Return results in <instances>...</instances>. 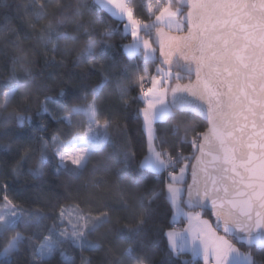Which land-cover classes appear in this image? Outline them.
<instances>
[{
    "label": "snow or ice",
    "instance_id": "obj_1",
    "mask_svg": "<svg viewBox=\"0 0 264 264\" xmlns=\"http://www.w3.org/2000/svg\"><path fill=\"white\" fill-rule=\"evenodd\" d=\"M18 2L31 34L51 41L44 65L60 57L63 66L57 42L70 35L56 30L63 17L42 25L49 0ZM94 3L108 19L95 14L91 32L102 23L105 43L121 38L127 63L109 71L90 42L76 67L97 70L101 80L71 102L52 107L54 96L77 83L72 77L54 87L53 75L43 78L44 90L22 92L32 77L22 81L5 54L0 105L17 102L19 126L34 113L50 114L57 126L37 140L0 139V169L7 166L0 173V264H16L25 250L29 264H51L57 253L62 264H94L101 251L114 264H158V257L159 264H264V0ZM6 19L0 35L15 26ZM108 97L115 106L105 107ZM130 112L143 135L139 155L128 135ZM50 170L63 195L37 189L29 204L9 188L10 179ZM146 175L155 181L151 191ZM161 202L167 216L154 225L155 241L138 239ZM69 249L79 250V260Z\"/></svg>",
    "mask_w": 264,
    "mask_h": 264
},
{
    "label": "trees",
    "instance_id": "obj_2",
    "mask_svg": "<svg viewBox=\"0 0 264 264\" xmlns=\"http://www.w3.org/2000/svg\"><path fill=\"white\" fill-rule=\"evenodd\" d=\"M91 6L94 10V13L99 16V18L107 20L108 16L103 12L101 8L95 5L94 0H91ZM24 14V6L21 5L18 0H12L7 4H3L2 0H0V29L7 27V19L10 18L12 22L15 24L18 33L23 34L25 36L31 35L30 30L28 29L26 23L22 19ZM127 42V41H123ZM121 38L117 37L114 39L112 46L105 47L101 46L97 50V57L104 58L106 60V66L109 71H111L113 66L121 67L122 63H127V61L123 60L122 51H121ZM58 57L57 61L50 62L48 66L44 65V59L41 55L37 61V70L38 72L42 71L44 79H50L53 75L57 77L56 81H49L50 83L56 85L60 84L61 87L64 86L65 82L69 77L77 82L75 85L69 84L65 88V95L54 96L52 107L55 109L56 103L62 102H71L74 98L79 97L84 90L90 89V87L100 82L101 73L95 69H87L83 70L81 68L76 67L74 64L72 57L65 56L64 65L59 64ZM7 61H3V58H0V73L7 69ZM105 107L115 106L116 99L115 97H108L104 101ZM126 119L128 120V135L131 137L134 142L137 154H141L142 146H143V135L140 129L136 126L134 122L133 114L130 112ZM56 121L52 118L50 114H39L34 113L32 121L29 124L24 126H17L14 122L12 126L0 129V139H7L8 137L20 138V139H29V140H37L39 135L45 131L46 128L51 129L56 127ZM170 135V130L168 132ZM109 153L114 151L112 145L108 146ZM4 155L8 156L9 162L12 160V156L8 153H4ZM17 157L19 153L15 154ZM51 160V157H49ZM25 170L27 171V163L25 164ZM7 171V166L5 165L4 169H0V173H4ZM113 171H115L113 167ZM84 175V178H86ZM126 175L130 176V173H126ZM143 174L137 173V176ZM79 182V181H78ZM9 188L13 194L18 197H21L26 200L27 203L32 204L35 203V197L38 195L37 189H42L45 191H53L59 195H63V190L61 187V181L55 175L51 174V170L49 174L43 177H39L33 179L31 176H28L27 179L24 178H15L9 180ZM145 185L148 187V190H153L155 186V181L151 175H146ZM167 205L161 202L157 207L153 214L149 217L147 223L140 233L137 234L138 239H143L148 243H153L156 239V233L154 229V225L156 223L164 222L167 216ZM159 236H163V233L160 232ZM161 247L166 251V247L164 244H161ZM69 253L72 256L77 257L79 260V250L78 249H69ZM101 255V253L99 254ZM94 257V264H100V256ZM261 256H264V252L260 253ZM159 257L157 258V262L159 264ZM16 264H29V257L27 250L22 251L18 254L16 258ZM51 264H62L61 256L57 253L52 259ZM174 264H179L178 261L174 262Z\"/></svg>",
    "mask_w": 264,
    "mask_h": 264
},
{
    "label": "clouds",
    "instance_id": "obj_3",
    "mask_svg": "<svg viewBox=\"0 0 264 264\" xmlns=\"http://www.w3.org/2000/svg\"><path fill=\"white\" fill-rule=\"evenodd\" d=\"M12 2V0H9ZM48 17L41 20L42 25H47L52 16L63 17L65 23L56 26V30L67 31L70 35L67 39L58 41V46L66 56H71L74 64L80 66L81 58L87 57V49L91 43L97 51L102 45L110 47L105 43L106 37L103 33L104 25L96 24L98 32H91L93 21L97 19L91 6V0H49ZM77 10L81 13L76 15ZM91 32V34H88ZM72 35L77 37L76 40L71 38ZM55 39V31L52 34ZM115 37L111 38L113 43ZM50 39L40 34H31L25 36L18 33L16 26L13 30L0 35V58L5 61L6 58L15 63V67L19 78L23 81L31 75L32 79L27 83L22 92H38L44 90L43 74L37 70V61L43 50L50 45ZM75 102V101H73ZM35 107V105H33ZM18 111L17 102L13 101L7 105H0V129L12 126L15 122V116ZM19 126V125H17ZM11 235V234H9ZM119 252H117V256ZM100 264H114L115 257L105 256L101 251Z\"/></svg>",
    "mask_w": 264,
    "mask_h": 264
},
{
    "label": "rangeland",
    "instance_id": "obj_4",
    "mask_svg": "<svg viewBox=\"0 0 264 264\" xmlns=\"http://www.w3.org/2000/svg\"><path fill=\"white\" fill-rule=\"evenodd\" d=\"M57 84L60 86V84H59V83H57ZM57 84H56V85H57ZM56 85H54V87H55ZM57 90H58V89H57Z\"/></svg>",
    "mask_w": 264,
    "mask_h": 264
}]
</instances>
